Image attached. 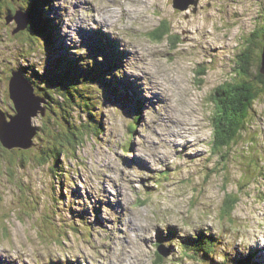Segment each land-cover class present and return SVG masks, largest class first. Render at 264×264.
Instances as JSON below:
<instances>
[{
	"label": "clouds",
	"instance_id": "9594fccd",
	"mask_svg": "<svg viewBox=\"0 0 264 264\" xmlns=\"http://www.w3.org/2000/svg\"><path fill=\"white\" fill-rule=\"evenodd\" d=\"M41 2V15L51 22L59 53L65 55L66 48V56L80 72L87 73L97 62H105L103 54L95 58L89 55L81 30L115 42L119 60L111 71L104 72L102 86L114 78L131 84L142 103L133 110L105 99L100 109L105 135L100 141L107 148L96 134H88L76 146L77 158L68 161L76 176L75 187L82 193L77 210L98 207L103 230L89 234L80 225L82 238L73 240L70 234L66 238V214H57L55 225L49 222L54 209L48 165L28 161L22 167L17 161L9 168L7 160H0V264H157L155 249L144 248V244L151 245L157 239L196 240L201 234L215 241L210 264H237L253 253L255 264H264V179L249 181L233 155L227 169L220 164V171L231 184L239 185L245 177L243 182L250 190L237 194L239 198L228 209L218 205L209 197L204 172L208 163L204 145L211 143L212 136L201 135L203 129H212V113L201 98L199 120L184 118L193 111L188 106L191 89L200 86L196 66L201 63V54L215 47L229 55L226 45L230 40L238 38L244 43L264 22V0ZM25 4L22 10L17 9L20 17L30 14L33 0H25ZM156 32L169 34L167 45L152 39ZM185 60L192 66L191 77H186L182 67ZM18 104L20 111L11 122L0 114V141L10 146L29 144L32 133L42 124L36 106L28 109L19 100ZM258 104H264V94L250 98L244 123L264 143V109ZM136 115L140 120L133 137L129 126ZM130 142L133 148L125 152ZM117 156L132 163L125 167ZM185 157L199 158L187 172ZM215 159L209 167L215 166ZM165 169L170 170L168 177H159L156 184L145 183L150 179L148 172ZM128 184L141 194L143 203L129 201L124 191ZM216 187L222 189L223 185ZM145 188L152 189L147 200ZM236 204L241 212L234 215ZM136 207L149 211L138 217ZM88 220L95 222L96 216L90 215Z\"/></svg>",
	"mask_w": 264,
	"mask_h": 264
},
{
	"label": "rangeland",
	"instance_id": "374dc122",
	"mask_svg": "<svg viewBox=\"0 0 264 264\" xmlns=\"http://www.w3.org/2000/svg\"><path fill=\"white\" fill-rule=\"evenodd\" d=\"M46 2H50V0H46ZM42 7V3L38 5V9ZM3 7V6H2ZM191 7V5H190ZM177 11H181V9H176ZM52 11H55V9H52ZM6 16H5V15ZM5 16V18H4ZM15 16H16V10L8 9L7 12H0V17H3L4 20H6L8 30H9V36L3 38V40L0 39V78L2 77L4 80L2 83H0V114L5 116V121L10 120V117L14 116L16 114V105L13 103V101L10 100L9 95H14L13 93L21 90L20 83H23V79L20 74H18L15 71V74L12 75V71L14 70V64L16 62V58L18 57L17 51L13 48L14 46L19 49H22L25 47V44H31V38H27L23 35H19L21 33H25L26 29L20 30L15 22ZM9 17L12 18L11 21H9ZM23 19V16L21 17ZM24 20V19H23ZM264 22L259 23V26H257L255 29L259 28L261 25H263ZM81 36L82 40L85 44L89 45V55H91L93 58L97 54H103L105 56V62L103 64H100L97 62V66L95 67L97 69L96 72H107L111 71L112 67H114L119 60V55L115 52V42L110 41L108 38L103 37L99 33H88L81 30ZM253 32V31H252ZM255 32V30H254ZM52 34L54 36V30H52ZM19 35V37H17ZM251 36V32L248 34V37ZM97 37V38H96ZM247 37V38H248ZM260 36H253L251 37V42L255 41V64L253 66H250L249 68L259 70V60H260V50L262 42H259ZM152 39L161 41L162 46L167 45L169 42V34L167 32L165 33H153ZM175 39V38H173ZM108 40V41H106ZM53 43H49V45L53 48L51 56V63L49 65V57L47 53H43V48L40 46L41 42L37 45L39 52L32 51V56H30L29 53H27L23 60H27L26 63L39 65L40 70L39 74L42 75L40 72L43 71V69L46 67L48 75L55 74L56 80L59 81L61 86H65L71 82H74L75 80L80 81L78 83H75L80 86V83H87V81L83 78L76 77L80 76L79 74H87L89 79L92 80V82H89L90 88L94 91H97L96 100H97V107L95 108L96 111L100 114V109L104 105L105 99L113 100V102L121 103L122 105L127 106L128 108H131L133 110H138L139 105L142 103V101L135 96V92L133 89V85L126 84L123 81H117L115 78L113 81H108L106 83L110 84L109 86H102L101 79L103 78V75H98V78L100 79H94L93 80V69H89L88 72L91 73H85L80 72L78 65L69 59L67 55V49L65 48L64 54L62 55L59 53L58 45L56 40H52ZM246 41L244 43L240 44L239 39L236 38L235 40H230L228 44L226 45V48L229 49L230 54L224 55L223 52L215 47L211 49H206L201 54V63L197 64L196 66V75L199 77L197 83L200 85L199 87H192L191 94L188 99V106L193 109V111L186 115L184 118L186 120L191 121H197L199 120L201 116V112L198 111L201 98L204 99L205 107L207 111H210L212 113L211 121H212V129H203L201 131V135L208 136L211 134L212 140L211 143H206L204 145V149L206 150V155L208 157V163L213 162V158H216L214 161L213 167H209L208 163H205L204 165V172H205V183L209 184V197L211 199H214L218 205H223V207L226 209L227 200H225L226 194L231 198L232 194H247V192L250 190L248 186L243 182L244 178L246 177L249 181H257L259 182L261 179H264V143H261L260 140L253 134H251L248 130L244 132L238 141L233 143L232 145H229L228 147H225L221 149L222 151H218L213 146V141L215 137H217V131H216V120L222 121L223 114L222 112H218V108L215 104L216 102V94L218 93V88L222 86L225 82L228 83V81H233L236 73L240 72V69L244 67L245 63L243 64L241 60V53L244 51L246 46ZM112 42V43H111ZM43 44V43H42ZM111 44V46L109 45ZM239 44V46H237ZM12 48L14 52L12 51ZM232 49H235L232 51ZM254 49V47H253ZM116 55V58L114 57ZM12 57L14 60H6L8 57ZM20 57V56H19ZM18 57V58H19ZM45 59H44V58ZM56 58H64L63 63L62 60H55ZM21 60V59H20ZM45 60V61H43ZM69 62V66L65 67L64 61ZM4 61V62H3ZM13 62V64L11 63ZM116 63V64H115ZM249 66V64H247ZM16 67V66H15ZM76 71L74 72V70ZM182 67L185 71L186 77H191L192 75V66L190 63H188L186 60L182 62ZM69 72V73H68ZM73 72L75 74L72 75ZM80 72V73H77ZM61 74V75H58ZM97 76V75H96ZM223 77H229L228 79H224L223 83H220L219 81ZM44 79L47 77L44 75ZM53 80V79H50ZM264 81V78L262 79H255V82L264 87V83H261ZM98 82H100L98 84ZM209 85H214L213 87L209 88ZM61 93L64 95H67V91L69 89L60 88ZM133 94V95H132ZM260 94H264V89L260 92ZM135 96V97H134ZM78 101L80 100L79 97H77ZM3 100L6 101L7 104L1 103ZM66 104L73 105L70 100L64 101V106ZM258 107L264 109V104H258ZM60 108L58 110L59 114L61 112ZM74 109H76L75 112L69 110L72 113V116L75 118V121L73 122L77 125L79 124H86L85 121H89V118L86 116L81 117L80 114H82L77 107L74 105ZM9 111V113H7ZM93 111V112H96ZM138 117L137 121L136 118ZM93 119V118H92ZM97 119L102 121L101 114L100 117L97 116ZM61 120V118H60ZM140 120V116L136 115L133 118V122L129 126V132L134 137L137 131L138 124L137 122ZM55 121L59 122V115L56 116ZM218 121V122H219ZM45 123H48L45 121ZM62 125H66L65 122H61ZM100 125L102 126V131L99 132V135L97 137V140L99 143L102 144V141H100V137L105 135L103 124L100 122ZM56 131L59 132V129L55 128ZM49 134V133H48ZM88 134H91L88 132ZM67 133L60 132L59 135H57V139L65 138ZM86 134L81 135L85 136ZM36 137V136H35ZM55 135L52 136L54 138ZM35 140L37 143H35ZM48 138L45 136L41 139L38 137L34 138V145L29 147V149H23L19 147H15L12 149L3 148L0 143V160H7L6 157H3V154H7L6 150L11 152L13 150H21L26 152H18L13 155L14 157H11L10 160L13 161H7L9 168L19 161L21 166H25L28 161H32L37 165L40 164V148L38 147V143L42 144L43 146H46L48 143ZM47 141V142H46ZM251 141H254V144L251 143ZM78 144V143H77ZM76 144V146H77ZM75 146V149H76ZM103 147L107 148V145H103ZM133 148V144L130 142L127 146V149L124 150L125 152L131 151ZM69 149H72L69 147ZM239 149V151H237ZM73 153V157L71 154H68L66 156H60V160L57 164L58 169H62L61 173H66V178H61L58 175L53 176L54 173L51 170V163L46 164L48 165L47 172L48 175L52 178V204H53V214L49 218V222L53 225L56 224V216L57 214H66L67 217H69L68 221V227L66 230V238H68V234H70L71 239L75 240L78 236L82 238V233L80 232V225H82L85 229H87L88 233L91 234L93 231H100L105 228V224L102 220L99 218V208L96 207L94 209L85 208L81 211H83V216H81L78 211H76V202L82 198V193L78 187H75L76 184V176L69 170V164L68 161L76 159L77 153L71 150ZM3 153V154H2ZM178 156L183 155V153H178ZM235 155L236 157V163L239 164L241 169L243 170L245 177L241 178V183L239 185L237 184H231L227 183L228 177L225 176L220 171V164L224 163V167L227 169L228 167V161L231 160L232 156ZM46 157V156H44ZM69 157V158H68ZM116 159L120 160L121 164H123L125 167H128V165L132 162L127 161L121 156H117ZM198 157H185V172H187V168L189 165L193 163V161H198ZM51 162V160L49 161ZM45 165V164H44ZM60 166V167H59ZM53 169V167H52ZM140 170V169H138ZM169 169H165L163 172L159 173H152L148 172L147 175L150 178L148 181H145V183H159L158 177L169 175ZM177 173L179 172V169L175 170ZM69 183L72 184V188H69ZM223 185L222 189H217L216 185ZM128 199L130 202H136L137 204L143 203V201L140 200L141 194L138 193L135 189V187L131 184H128L125 186L124 189ZM152 194V189L145 188V191L143 193L144 199L147 200L149 196ZM239 198V196H238ZM136 214L138 217L144 216L148 213L149 209L147 207H136ZM241 212V207L239 204H236L235 206V212L234 215L239 214ZM73 213V214H72ZM80 214V215H79ZM73 215V216H72ZM90 215H95L96 220L95 222H91L88 220V217ZM173 233L170 232L169 238ZM203 238L204 240L209 241V245H205L204 247L200 246V244H189L188 247L192 249V252L195 254L194 257L191 256V252H185L184 249V243L191 242L194 243L196 240L194 239H187V240H164L161 241L159 239L152 242L151 245L144 244V248H154L156 257H157V264H208L207 262L199 261L196 262L194 258H197L199 254L203 252L196 251H203L205 247H208L210 249H213L211 253L215 250V241L208 239L207 237H203V234H201L200 238ZM200 246V247H198ZM166 250H165V249ZM157 249H160L162 251V256H160L157 253ZM200 249V250H198ZM133 250H135V245L133 246ZM91 251V249H90ZM255 253H253V256L243 257L240 261L241 264H251V262H254ZM237 264H239L237 262Z\"/></svg>",
	"mask_w": 264,
	"mask_h": 264
},
{
	"label": "trees",
	"instance_id": "16d2710c",
	"mask_svg": "<svg viewBox=\"0 0 264 264\" xmlns=\"http://www.w3.org/2000/svg\"><path fill=\"white\" fill-rule=\"evenodd\" d=\"M45 2V0H44ZM42 2L41 0H33V5L30 9V14L26 16V25L28 30L25 31V33H21L19 35H23L27 38H31V44H25V47L22 49L17 47H13L18 54V57H15L17 60L14 64V71L22 73L23 77L33 85V87L38 91V95L42 96L45 100V107L47 114L45 117L41 118L42 124L41 126L37 127L36 131V137L39 139L43 137H47L48 143L46 146H43L42 144L38 143V147L40 148V164H47L49 160H51V166L52 171L55 173V175H61L64 176V174L60 173L56 166L60 160V156H66L68 154H71L72 157L74 156L72 151L76 152L75 146L77 143H79L82 139L81 135L83 133V130L79 131V127L77 126L75 121V118L72 116V113L69 111H75V107H77L87 118H89L90 126L93 129V133L99 135V132L102 131V126L100 125V121L97 119L98 112L95 110L97 107L94 92L88 85L89 82H92L91 79H89L87 74H79L82 75L81 78L85 79L87 83H80V86L75 84L80 81L75 80L74 82H71L65 86H61L58 80L53 79L50 80V77L53 74L48 75L49 72L41 71L39 74L40 67L39 65L35 64H24V62H27L23 60L24 56L32 51L39 52L37 45L40 42H43L45 44L53 43V34H52V26L51 22L47 20L46 16L41 15V11L38 5H40ZM3 6V7H2ZM26 6L25 0H0V12L4 13L7 12L8 9L16 8L22 10ZM41 7V6H40ZM5 15V14H4ZM6 16V15H5ZM4 16V18H5ZM3 17H0V39L3 40V38L9 36V30L6 23V20H4ZM17 35V37H19ZM259 35V42L264 41V24L261 25L259 28L255 29V32H251V36L248 37L246 40V46L244 51L241 53V62L245 65L240 69V72L236 73V76L233 81H228V83H224L222 86L218 88V93L216 96V106L219 109L218 112H222L223 119L222 121L217 120L216 123V133L217 137L214 139L213 146L218 151H222L221 149L228 147L229 145H232L236 141L239 140L240 136L247 131L246 125L244 123L246 117L249 115L248 109L250 107V98L258 93H260L264 87L258 85L255 82V79L257 80L264 78V74L261 73L260 70L250 69V66H253L255 64V41L251 42V37ZM40 46L43 48L42 43ZM254 47V49H253ZM12 48V51L14 52ZM262 52V45L261 50ZM260 57V56H259ZM21 59V60H20ZM64 58H56L55 60H62L63 63ZM14 60V59H13ZM260 61V60H259ZM65 67L69 66V62L64 61ZM249 64V66L247 65ZM259 67V65H258ZM31 69V70H30ZM72 70L73 67H72ZM97 69H93V80L94 79H100L98 78V75H103V72H96ZM74 72H76L74 70ZM69 73V72H68ZM80 73V72H77ZM91 73V72H87ZM46 76L47 78L44 79L43 76ZM61 75V74H58ZM97 75V76H96ZM56 77V76H55ZM3 78H0V83L3 82ZM102 80V79H101ZM46 83L49 85H54V88H65L69 89L67 91V96L70 98V101L73 105H66V110L62 111V118L63 122H65V125H60L59 132L67 133L65 138L57 139V135H59V132L55 129V120L52 117H48L49 113L51 112V108L53 107L54 103L51 100V97L46 95V92L48 90ZM100 82H98L99 84ZM261 83H264L262 81ZM106 86L110 87L109 83H105ZM104 86V85H103ZM79 97V101L77 99ZM1 103L5 104L6 101L3 100ZM94 105H96L94 107ZM94 107V108H93ZM69 109V110H68ZM96 111V112H93ZM9 113V111H7ZM93 118V119H92ZM45 119V120H44ZM73 119V120H72ZM138 117L136 118L137 121ZM51 120V121H50ZM48 122V123H45ZM219 121V122H218ZM65 126V127H64ZM63 128V129H62ZM49 133V134H48ZM55 135L54 138L52 136ZM35 137V138H36ZM252 144H254V141H251ZM2 146V145H1ZM71 147L72 149H69ZM7 154H3V157H6L7 161H11L10 158L14 157L15 153L18 152H26L21 150H11L7 151ZM46 156V158L44 157ZM69 158V157H68ZM13 161V159H12ZM11 161V162H12ZM50 163V162H49ZM48 163V164H49ZM60 167V166H59ZM55 175H53L55 177ZM159 179V177H158ZM238 199L237 193L232 194L231 198L226 194L225 200H227V206L226 209L232 207V202ZM205 256L201 253L198 255V258L201 259L204 262H207L210 264V253L209 250H207L206 253H204Z\"/></svg>",
	"mask_w": 264,
	"mask_h": 264
},
{
	"label": "water",
	"instance_id": "95a60500",
	"mask_svg": "<svg viewBox=\"0 0 264 264\" xmlns=\"http://www.w3.org/2000/svg\"><path fill=\"white\" fill-rule=\"evenodd\" d=\"M20 14H21V11L20 10H17L16 12V16H15V22L17 21V24L18 22L20 23V25L18 24V28L20 30L18 31H21V30H24V29H27V25H26V16L23 17V19L20 17ZM12 18L9 17V21H11ZM259 70L261 71V73L264 74V42H263V46H262V52H261V57H260V65H259ZM15 74V72H13ZM18 74L21 75L20 72H17ZM22 79H23V82L25 83H20V88L22 87H27L26 84L32 86L31 83H29L28 81H26L23 77V75H21ZM14 95H12V101L13 103L16 105V114L12 117H10V120H8L7 122H11L13 117L17 116L19 111H20V105L18 104V100L21 101L24 106L28 109H31L33 106H36L37 107V112H36V115L38 114V108H39V105H40V100L39 99H35L32 97V94H33V91H30L28 89H21V90H18L16 92L13 93ZM41 115H45V110L44 109H41ZM5 118V116H3ZM37 129L32 133L31 135V142L27 145H22V144H19V143H15V144H12L11 146L8 145V144H5L4 142L0 141V143L2 144V146L4 148H7V149H12V148H15V147H22V148H29L32 146V138L33 136L35 135Z\"/></svg>",
	"mask_w": 264,
	"mask_h": 264
},
{
	"label": "bare ground",
	"instance_id": "6f19581e",
	"mask_svg": "<svg viewBox=\"0 0 264 264\" xmlns=\"http://www.w3.org/2000/svg\"><path fill=\"white\" fill-rule=\"evenodd\" d=\"M45 2H46V0H45ZM82 33V32H81ZM97 38V37H96ZM106 41H108V40H106ZM109 42V41H108ZM112 43V42H111ZM110 46H111V44H109ZM115 58H116V55L114 56ZM119 57V56H118ZM116 64V63H115ZM101 72H103V71H101ZM72 73V75H74L75 76V74L73 73V72H71ZM76 77V76H75ZM82 77V75H80V76H78V77H76V79H78V78H81ZM50 79H56L55 78V74H53L51 77H50ZM21 89H28V90H31V87L30 86H27V87H22ZM133 95V94H132ZM136 96V95H135ZM134 96V97H135ZM9 98H10V100L12 101V96L11 95H9ZM2 101V100H1ZM76 211H78L77 209H75ZM78 213H82L81 214V216H83V211H78ZM73 214V213H72ZM79 214V215H80ZM73 216V215H72ZM207 250H209V253H211V251L213 250V249H210V248H208V247H206L205 249H203V255L205 256V254L204 253H206L207 252ZM251 256H253V254L251 255Z\"/></svg>",
	"mask_w": 264,
	"mask_h": 264
},
{
	"label": "flooded vegetation",
	"instance_id": "af4514ba",
	"mask_svg": "<svg viewBox=\"0 0 264 264\" xmlns=\"http://www.w3.org/2000/svg\"><path fill=\"white\" fill-rule=\"evenodd\" d=\"M14 11L16 10V8H12ZM19 44V43H18ZM6 60H13V58L12 57H8ZM4 62V61H3ZM11 63L13 64V62L11 61Z\"/></svg>",
	"mask_w": 264,
	"mask_h": 264
}]
</instances>
